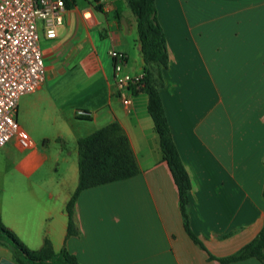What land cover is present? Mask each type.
<instances>
[{"label": "crops", "instance_id": "1", "mask_svg": "<svg viewBox=\"0 0 264 264\" xmlns=\"http://www.w3.org/2000/svg\"><path fill=\"white\" fill-rule=\"evenodd\" d=\"M69 2L54 37L37 21L45 76L17 101L15 119L30 144L0 147L3 223L28 247L46 237L81 264H217L208 252L229 254L264 227V0H154L168 62L160 83L157 66L150 71L189 177L188 225L204 248L183 226L145 92L131 91L125 105L126 92L114 88L110 49L124 55L121 72L144 68L130 8L125 0ZM110 122L137 170L82 189L77 233L66 235L76 139Z\"/></svg>", "mask_w": 264, "mask_h": 264}, {"label": "trees", "instance_id": "2", "mask_svg": "<svg viewBox=\"0 0 264 264\" xmlns=\"http://www.w3.org/2000/svg\"><path fill=\"white\" fill-rule=\"evenodd\" d=\"M125 1L134 16L137 41L144 62V74L139 80L140 89L146 94V110L158 136L161 156L166 160L177 187L183 226L192 240L204 248L188 225L186 206L187 191L190 186L189 177L171 137L158 91V84L161 82L159 68L161 66L166 67L168 52L164 32L156 18L155 2L154 0ZM64 3L70 5L69 0H64ZM151 65L157 66L158 84L150 71ZM86 114L84 111L82 116L86 118ZM76 149L77 182L65 203L67 213L66 235L77 233L73 220V210L76 198L82 189L131 176L137 170L126 137L115 122L107 123L88 134L77 137ZM262 162L264 164V152ZM0 244L10 247L12 259L18 264H81L75 254L68 251L65 246L54 251L46 237L43 238L39 247H28L3 223L1 217ZM250 256L258 259L260 264H264L263 226L248 241L229 254L214 256L208 252V257L217 260V264H227L230 261Z\"/></svg>", "mask_w": 264, "mask_h": 264}, {"label": "built area", "instance_id": "3", "mask_svg": "<svg viewBox=\"0 0 264 264\" xmlns=\"http://www.w3.org/2000/svg\"><path fill=\"white\" fill-rule=\"evenodd\" d=\"M64 0H0V147L14 140L18 146L30 144L28 133L15 119L20 95L42 86L45 66L38 42L37 21L41 20L46 38L56 34L62 22ZM112 77L114 88L125 91L121 102L129 104L131 91L140 89L144 72H121L124 55L113 49ZM83 115V110H77Z\"/></svg>", "mask_w": 264, "mask_h": 264}, {"label": "rangeland", "instance_id": "4", "mask_svg": "<svg viewBox=\"0 0 264 264\" xmlns=\"http://www.w3.org/2000/svg\"><path fill=\"white\" fill-rule=\"evenodd\" d=\"M168 1V0H167ZM170 4L173 5L174 3H172V0H170ZM129 9V8H128ZM151 70H153V67H149ZM47 134H52L54 131H46ZM33 134H35V132L33 131ZM0 257H7L11 260L12 259V255H11V250H10V247L8 245H4V244H1L0 245Z\"/></svg>", "mask_w": 264, "mask_h": 264}, {"label": "water", "instance_id": "5", "mask_svg": "<svg viewBox=\"0 0 264 264\" xmlns=\"http://www.w3.org/2000/svg\"><path fill=\"white\" fill-rule=\"evenodd\" d=\"M0 264H18V263L7 257H0Z\"/></svg>", "mask_w": 264, "mask_h": 264}]
</instances>
